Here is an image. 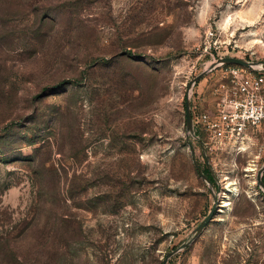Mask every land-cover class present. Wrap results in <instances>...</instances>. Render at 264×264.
<instances>
[{"label": "rangeland", "instance_id": "374dc122", "mask_svg": "<svg viewBox=\"0 0 264 264\" xmlns=\"http://www.w3.org/2000/svg\"><path fill=\"white\" fill-rule=\"evenodd\" d=\"M222 57L264 64V0H0V264H264V124L185 129Z\"/></svg>", "mask_w": 264, "mask_h": 264}, {"label": "built area", "instance_id": "2783aa9c", "mask_svg": "<svg viewBox=\"0 0 264 264\" xmlns=\"http://www.w3.org/2000/svg\"><path fill=\"white\" fill-rule=\"evenodd\" d=\"M225 75L226 81L214 91L213 110H192L193 130L195 135L205 133L206 145H231L240 153L248 133L264 124V70L228 65Z\"/></svg>", "mask_w": 264, "mask_h": 264}, {"label": "water", "instance_id": "95a60500", "mask_svg": "<svg viewBox=\"0 0 264 264\" xmlns=\"http://www.w3.org/2000/svg\"><path fill=\"white\" fill-rule=\"evenodd\" d=\"M235 65V66H241V67H245V68H253L254 66H260L261 69L264 70V64H256L254 62H250V61H244L242 59L239 58H235V57H222V58H218L215 60L214 63H212V65L210 66V70L214 69L220 65ZM200 76L195 77L190 83H189V88L190 86H192L198 79ZM184 110H185V129L186 132L190 135H192L194 138H197L195 136L194 130H193V124H192V116H191V112H190V103L188 101V99L186 98L185 102H184ZM195 168L197 169L198 173H200L201 177L205 180L208 181V178L206 177V175H204L200 168L198 167L197 164H195ZM264 172V167H262L260 170H258L257 175H256V183L258 186H260L263 189V193H264V183L261 180L262 174ZM212 214L213 211H211L200 223L199 225L193 230L192 234L195 237H197L201 231L204 229V227L209 223V221L212 218ZM189 244V241H187L186 243H184L181 248L186 247ZM178 251V249L168 253L166 255V257L164 258V260L162 261L161 264H166L167 260L170 256H172L173 254H175Z\"/></svg>", "mask_w": 264, "mask_h": 264}, {"label": "trees", "instance_id": "16d2710c", "mask_svg": "<svg viewBox=\"0 0 264 264\" xmlns=\"http://www.w3.org/2000/svg\"><path fill=\"white\" fill-rule=\"evenodd\" d=\"M197 133V132H196ZM197 135V134H196ZM207 176V178H209V176L208 175H206Z\"/></svg>", "mask_w": 264, "mask_h": 264}, {"label": "bare ground", "instance_id": "6f19581e", "mask_svg": "<svg viewBox=\"0 0 264 264\" xmlns=\"http://www.w3.org/2000/svg\"><path fill=\"white\" fill-rule=\"evenodd\" d=\"M229 191V190H228ZM232 191H233V189H232Z\"/></svg>", "mask_w": 264, "mask_h": 264}]
</instances>
